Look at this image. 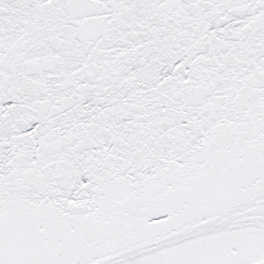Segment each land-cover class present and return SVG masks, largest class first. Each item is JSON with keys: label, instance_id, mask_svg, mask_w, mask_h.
I'll return each instance as SVG.
<instances>
[{"label": "snow or ice", "instance_id": "1", "mask_svg": "<svg viewBox=\"0 0 264 264\" xmlns=\"http://www.w3.org/2000/svg\"><path fill=\"white\" fill-rule=\"evenodd\" d=\"M0 264H264V0H0Z\"/></svg>", "mask_w": 264, "mask_h": 264}]
</instances>
